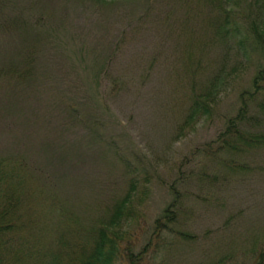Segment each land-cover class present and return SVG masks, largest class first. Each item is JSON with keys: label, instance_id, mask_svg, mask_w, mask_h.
I'll list each match as a JSON object with an SVG mask.
<instances>
[{"label": "rangeland", "instance_id": "374dc122", "mask_svg": "<svg viewBox=\"0 0 264 264\" xmlns=\"http://www.w3.org/2000/svg\"><path fill=\"white\" fill-rule=\"evenodd\" d=\"M0 3V24L17 19L23 7H29L40 11L44 26H55L57 34L47 41L43 32H35L40 46L36 77L42 82L4 93L10 101L0 104V154L22 153L46 171L79 216L99 214L100 204L128 191L121 177L135 178L141 185L138 195L145 193L131 200L134 217L123 222L130 234L122 247H138L147 240L174 186L181 193L184 218L181 224H171L167 264L221 263L227 254L235 259L230 264H252L264 246V147L241 158L257 171L230 176L202 156L222 128L218 116L200 117L186 132L179 133L177 126L188 111L189 80L201 84L223 59L220 42L213 43L212 35L200 36L196 24L192 30L200 38L185 41L176 20L168 25L153 22L161 11L157 7L147 13L146 0ZM187 3L197 9L196 20L201 21L207 7L197 0ZM159 6L165 9L164 3ZM260 19L264 24V12ZM13 28L22 37L34 36L29 27L20 29V22ZM11 31L0 30V57L19 56L26 43ZM103 69L109 81L105 88ZM252 71L249 67L226 85L218 102L221 113L236 105V83H245ZM66 103L70 107L63 109ZM78 103V110L95 121L93 130L88 121L78 125L67 116ZM54 104L59 111L50 108ZM96 130L100 138L90 133ZM179 174L182 182L176 180ZM214 176L229 182L201 187ZM179 228L188 231L190 240L177 239Z\"/></svg>", "mask_w": 264, "mask_h": 264}, {"label": "trees", "instance_id": "16d2710c", "mask_svg": "<svg viewBox=\"0 0 264 264\" xmlns=\"http://www.w3.org/2000/svg\"><path fill=\"white\" fill-rule=\"evenodd\" d=\"M90 1L105 5L117 0ZM146 1L149 2L145 7L147 13H154L157 7L161 11L154 14L153 22L162 21L168 25L169 20H176L188 42L196 43L200 36L212 35V42L217 44L219 41L217 45L224 53L223 59L205 81L197 84L194 78L189 80V107L177 125L179 133L186 132L200 117L215 119L218 116L222 128L212 148L205 149L202 156L210 161L209 165L219 164L230 176L236 172L243 175L257 171L241 158L252 150L264 147V24L260 19L264 12V0H197L207 7L201 21L196 20L198 11L191 3L185 6L187 0ZM159 3H164L165 9L161 10ZM1 4L0 13L3 10ZM21 11L20 18L11 17L12 21L0 24V30L4 32L13 31V27L20 22V29L29 27L34 34L27 33L28 36L22 37L13 31L26 43L19 56L0 57L2 105L10 101L7 94L19 92L27 84L36 83V80L38 85L42 82V78L36 77L40 46L35 32H43L47 41L54 34L57 37L55 26H44L46 19L42 18L40 11L34 13L35 10L29 7H23ZM26 15L32 18L31 22L26 21ZM194 24L200 36L193 32ZM203 47L201 44L200 48ZM253 53L258 56L252 58ZM249 67L253 69L250 77L245 83H236L239 89L236 105H231L226 112L221 113L218 102L223 97L226 85L236 82ZM101 77L105 88V84H109L105 69ZM109 91L110 88H107L108 94ZM65 105L63 109L70 107L69 103ZM50 108L60 109H57L56 104ZM78 109L79 103L71 107L67 116L78 125L88 121L89 128L93 130L95 121ZM90 133L100 138V130ZM138 165H143L141 158ZM45 172L22 153L0 154V264H167L171 242L168 239L173 231L171 224L175 221L181 224V216L184 218L181 193L174 186L170 188L171 200L155 217L147 240L138 247L129 243L122 247V241H128L130 234L123 229V222L134 217L131 200L141 189L135 178L124 174L121 178L127 183L128 191L117 200L100 204L99 214L79 216L78 211L70 208L69 200L60 197V190ZM216 178L214 176L201 187L207 190L213 188L212 184L216 181L220 184L229 182H221L220 178ZM181 179L183 177L179 174L176 180L182 182ZM199 179L203 181L202 176ZM143 191L140 193L144 194ZM162 225L166 228L163 229ZM175 232L179 235L177 239L190 240L188 231L179 228ZM73 234L76 239L72 238ZM163 254L165 258H162ZM230 255H225L221 263L213 264H230L235 260L229 258ZM252 264H264V246L256 253Z\"/></svg>", "mask_w": 264, "mask_h": 264}]
</instances>
